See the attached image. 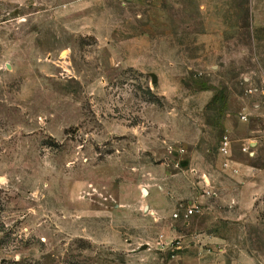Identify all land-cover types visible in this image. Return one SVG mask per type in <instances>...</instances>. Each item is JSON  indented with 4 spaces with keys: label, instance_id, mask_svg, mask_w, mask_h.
<instances>
[{
    "label": "rangeland",
    "instance_id": "374dc122",
    "mask_svg": "<svg viewBox=\"0 0 264 264\" xmlns=\"http://www.w3.org/2000/svg\"><path fill=\"white\" fill-rule=\"evenodd\" d=\"M204 1L0 0V264H264V0Z\"/></svg>",
    "mask_w": 264,
    "mask_h": 264
},
{
    "label": "built area",
    "instance_id": "2783aa9c",
    "mask_svg": "<svg viewBox=\"0 0 264 264\" xmlns=\"http://www.w3.org/2000/svg\"><path fill=\"white\" fill-rule=\"evenodd\" d=\"M90 1H100V0H90ZM228 149H229V144H228L227 138H224L223 142L221 143V151L223 153H227ZM192 212H193V208L192 207L187 208L185 215L189 216V215L192 214ZM174 216L177 217V213L174 214Z\"/></svg>",
    "mask_w": 264,
    "mask_h": 264
},
{
    "label": "crops",
    "instance_id": "0c3cea01",
    "mask_svg": "<svg viewBox=\"0 0 264 264\" xmlns=\"http://www.w3.org/2000/svg\"><path fill=\"white\" fill-rule=\"evenodd\" d=\"M212 1L211 0H206V1H204V3H203V7H204V10L207 12L208 10H210L211 8H213L214 6H211L210 7V3H211ZM213 3V2H212ZM214 4V3H213ZM158 5H160V4H158ZM162 7V6H161ZM202 7V6H201ZM245 139H247V138H244V140ZM249 143H251V141H249ZM259 147V143L258 142H256V145H255V149H257ZM257 151V150H256ZM261 171V170H260Z\"/></svg>",
    "mask_w": 264,
    "mask_h": 264
}]
</instances>
